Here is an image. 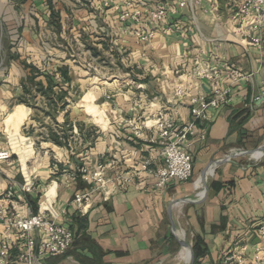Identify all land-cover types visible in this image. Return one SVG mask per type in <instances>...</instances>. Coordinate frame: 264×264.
Returning <instances> with one entry per match:
<instances>
[{"label":"crops","instance_id":"crops-1","mask_svg":"<svg viewBox=\"0 0 264 264\" xmlns=\"http://www.w3.org/2000/svg\"><path fill=\"white\" fill-rule=\"evenodd\" d=\"M135 1L148 9L175 7L145 44L119 20L120 0H0V73L4 60L8 64L35 52L32 31L24 34L23 42L15 35L5 45L8 27L30 26L39 27L40 35L42 28H50L67 49L66 58L73 57L68 47L78 52L82 48L89 60L114 59L124 76L120 84L94 82L79 101L78 72L68 64L58 65L66 68L68 77L61 86L67 92L61 111L51 110L36 87L28 86L34 73V84L46 88L47 71L37 68L25 75L15 69L8 85L0 78V111L11 106L0 121V147L12 155L0 161V197L11 188L10 205L20 214L49 209L59 216L58 223L74 232L72 248L56 257L35 249L32 264H187L177 258L182 241L193 258L196 255V264H225L226 255L241 260L229 264H252L255 249L264 247V236L258 234L264 220V152H259L264 147V13L240 18L231 0ZM180 2L186 6L179 7ZM16 11L23 15L13 25L9 17ZM251 37L260 38L259 48L249 44ZM16 44L21 47L16 49ZM196 68L205 70L207 77H197ZM24 87L31 95H23ZM177 88L184 94L180 100ZM226 90L229 101L210 110L209 119L198 125L204 138L191 141L192 178L157 188L153 172L161 163V143L154 116L180 126L190 121L192 99ZM21 97L29 103H21ZM35 106L45 115L37 114ZM71 106L82 108L89 124L71 115ZM40 119L49 131L37 134ZM127 121L144 126L138 137L131 135ZM60 129H69V139L78 138L81 147L73 151L47 139L50 131ZM19 158L34 183L30 192L21 189ZM145 160L151 165L143 170ZM211 162L202 180L201 172ZM101 163L109 177L132 175V182L118 184L107 198L94 192L80 213L70 200L91 185L77 169ZM171 205L175 229L168 214ZM260 254L264 257V249ZM17 255L13 247L9 264H26Z\"/></svg>","mask_w":264,"mask_h":264},{"label":"built area","instance_id":"built-area-1","mask_svg":"<svg viewBox=\"0 0 264 264\" xmlns=\"http://www.w3.org/2000/svg\"><path fill=\"white\" fill-rule=\"evenodd\" d=\"M235 7V16L244 18L252 12L264 13V0H231ZM179 7H185V2H180ZM123 7L119 15V20L128 25L133 38L142 44L150 42L161 26L168 19L170 13H175V7L170 8L155 7L152 9L143 8L135 0H120ZM249 44L254 47L261 46L260 38L251 37ZM197 77H207L206 71L196 68ZM177 98L184 97L183 91L177 88ZM228 91H222L218 96L205 97L198 96L191 100L190 121L180 126L168 120H162L159 116H154V124L157 135L160 139L161 163L154 169L155 186L165 188L173 181H187L193 176V155L191 152V141L194 137L203 135L198 133V125L207 121L210 110L218 109L222 104L229 101ZM109 97H107L108 99ZM131 135L138 137L143 129V125L127 121ZM242 152H238L241 154ZM10 150L0 147V161L11 159ZM20 172L23 178L22 191L30 192L34 183L26 174V165L20 158ZM151 162L145 160L142 169L146 170ZM78 176L91 187L77 192L70 200L78 212L84 213L87 204L91 201L94 192H101L106 196L110 195L113 188L118 184L132 182V175H116L109 177L106 173V166L98 164L94 168L80 166L77 169ZM14 198V190L9 188L0 197V224L3 226V233L0 235V264H9L11 249L18 250V260L26 264L33 263L35 249L43 256L56 257L68 251L74 242V232L66 225L58 223V215L49 209L39 210L37 213L23 216L15 207L10 205ZM11 206V207H10ZM258 234L264 236V220L258 226ZM264 249V247L262 248ZM261 248L254 251L252 264H264V257L261 256ZM236 260L240 263L238 255H226L224 263L229 264Z\"/></svg>","mask_w":264,"mask_h":264},{"label":"rangeland","instance_id":"rangeland-1","mask_svg":"<svg viewBox=\"0 0 264 264\" xmlns=\"http://www.w3.org/2000/svg\"><path fill=\"white\" fill-rule=\"evenodd\" d=\"M18 3H20V1ZM18 11L14 13V16L9 17V21L12 24L13 22L14 23L16 21L18 22V20H20L21 16L23 15V11H20V12ZM42 29H43L42 32L44 33V36H43V33L40 35L39 27L37 28L30 27V26H26V27L10 26L8 27L7 31L9 33H7L8 35L7 39L8 38L9 39H8V42H5V45L10 43L11 38H13L15 35L16 36L19 35L20 40H22L25 33L28 34L27 32L32 31L31 36H30L32 43L30 45L34 48L35 52L31 55V57L27 56L25 58L20 57L14 60L11 59L9 60L10 63L8 64L6 63L7 60H4V63L1 66L2 72L0 73V78L4 80L3 84L8 85L11 82V79H10L12 78L11 73L15 69H19L23 71L25 75H27V73L37 72V68H39L43 71H47L48 76L53 75L55 79H59L60 75L57 73V70L59 68L58 65H61L62 63L70 65L72 68H74L78 72V75H76L78 90H75L77 91L75 97L79 101L87 93L89 87L92 86L91 84H93L94 82L96 83V85H97V82H99V85L102 84L103 86L104 85L108 86L112 82H115L118 84L122 82L124 76L120 74L121 72L120 64L114 59L95 58L94 60H89V58L84 54V52H82L83 49L80 48V51L78 52V50L75 49V46H72L71 48L68 47L69 52L71 55H73V57L70 56L66 58L63 52L66 53L65 50L67 49L62 48L60 41L56 37V34L52 32V30L48 27L47 28L45 27ZM37 40H41L42 42H44L45 46L39 44ZM17 42H18V37H17ZM18 44H16V49H19L21 47ZM32 75L33 76L27 79V83H30L28 84V86H32L33 88L35 87V84L34 82H31L30 79L35 78V75L34 73H32ZM44 77H46V75ZM5 95L11 96V92L5 91ZM35 95H37V93H35ZM44 99L46 98L44 97ZM99 100L101 103L103 102V99H99ZM1 102L0 104H2ZM35 108L39 111V113L37 114L45 115V113L41 110L39 106H35ZM69 110H70L69 113L71 115H76L77 119L80 122H82L83 120L84 122H86L85 124H89V122L86 120L87 117L85 116V113L82 108L71 106ZM10 111H11V106H7L5 112L0 111L2 112L0 115V121H2L1 118L6 116ZM40 120H37V121L35 120L36 121L35 130L37 134L40 133V131L42 132H44L45 130L49 131V129H47V124L44 121L42 120L40 121ZM60 122L62 121L60 120ZM69 140L70 141H68L67 143L68 146L67 147L65 146L66 148L72 147L73 151H75L76 149L81 147V141L78 138H75L74 140L73 139H69Z\"/></svg>","mask_w":264,"mask_h":264},{"label":"trees","instance_id":"trees-1","mask_svg":"<svg viewBox=\"0 0 264 264\" xmlns=\"http://www.w3.org/2000/svg\"><path fill=\"white\" fill-rule=\"evenodd\" d=\"M57 72L60 74V78L61 80H57L54 78V76H48L46 75V79H47V87L44 88L42 84L40 83H36L35 87H36V91L40 92L43 97H45L47 100V104H51V110L53 111H61L64 110L67 102L65 100V97L67 96V92L62 90L61 86L62 83L68 81V77L66 74V68L65 67H59ZM55 79V80H54ZM33 79H30L31 82ZM57 86L59 88V92L55 93L52 91L53 87ZM23 95H31V90L27 89L26 87L23 88ZM20 102L21 103H25L28 104L29 101L25 98V97H21L20 98ZM60 102V104H59ZM69 129H63L61 131H50L47 139L50 140L51 142H53L55 145L58 146H68L67 143L69 141ZM28 133V132H27ZM75 242V239H74ZM73 242V245H74ZM72 245V246H73ZM72 248V247H71ZM195 255V253H194ZM196 255L194 256V262L193 264H196Z\"/></svg>","mask_w":264,"mask_h":264},{"label":"water","instance_id":"water-1","mask_svg":"<svg viewBox=\"0 0 264 264\" xmlns=\"http://www.w3.org/2000/svg\"><path fill=\"white\" fill-rule=\"evenodd\" d=\"M259 152H264V147H261L260 149H259ZM242 153H244V154H249V155H252V153H254V152H242ZM226 161H229V159L227 158V159H225ZM212 163L213 162H211L202 172H201V179L202 180H205V176H206V173H207V171L209 170V168H211V166H212ZM216 164H219V163H221V162H215ZM173 205V204H172ZM172 205L169 207V209H168V214H169V217H170V220H171V224H172V226H173V229H175V223H174V220H173V218H172ZM181 243V245L183 246V247H186V248H189L190 249V246L185 242V241H182V242H180ZM193 253H192V251L190 250V257H189V261H188V263L187 264H193Z\"/></svg>","mask_w":264,"mask_h":264},{"label":"bare ground","instance_id":"bare-ground-1","mask_svg":"<svg viewBox=\"0 0 264 264\" xmlns=\"http://www.w3.org/2000/svg\"><path fill=\"white\" fill-rule=\"evenodd\" d=\"M254 154H259L260 155L259 152H256ZM189 257H190V249L182 246L181 250H180V252L178 253V256H177L178 260L182 261V262L184 260V262L187 263L189 261Z\"/></svg>","mask_w":264,"mask_h":264}]
</instances>
